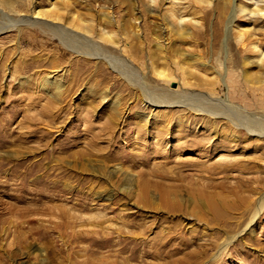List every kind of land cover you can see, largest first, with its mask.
I'll return each mask as SVG.
<instances>
[{"label":"rangeland","instance_id":"374dc122","mask_svg":"<svg viewBox=\"0 0 264 264\" xmlns=\"http://www.w3.org/2000/svg\"><path fill=\"white\" fill-rule=\"evenodd\" d=\"M96 4L0 0V264H264V136L235 119L264 134V0ZM34 11L125 66L17 25Z\"/></svg>","mask_w":264,"mask_h":264},{"label":"bare ground","instance_id":"6f19581e","mask_svg":"<svg viewBox=\"0 0 264 264\" xmlns=\"http://www.w3.org/2000/svg\"><path fill=\"white\" fill-rule=\"evenodd\" d=\"M89 2L90 0H86V2ZM95 3L97 2L98 6L100 7V2L102 0H93ZM8 4H10V6L12 8H14L16 5V2H9ZM96 4V5H97ZM3 7V6H2ZM5 8V7H3ZM6 9V8H5ZM71 9V8H69ZM34 17H30L29 19L28 18H24L22 20H19V21H16L17 22V25L20 24V23H24V25H28L30 26L29 28H38L40 30H46L47 32H50L53 36H55L57 39H59L61 42L69 45V46H73L75 48H79V51H76L77 53H79L80 55L82 54L83 56H86L87 58H90V59H93V60H96L98 62H100L101 60H104L106 61L107 63H114V62H117L119 65L121 66H125V62L123 60H120L119 58H113V57H106L105 55H103L101 52H100V49L96 46V44L90 40V38H88L86 36L87 33H89L90 31V26L87 24H84V23H77L74 21V19H71L70 22H67L65 23L64 25L62 24H59V22L61 21V17L59 16H56V15H50L46 12H40V11H34ZM101 17L104 21V24L106 25H109L111 22H112V18L110 16L109 13H101ZM137 21V18L134 19V22ZM66 25V26H65ZM16 26L15 24L11 27H14ZM75 27V29L81 31L82 34H77V32H75L74 30H72V28ZM135 27H137V25H135ZM9 27H0V31H3L5 29H8ZM19 32H21V28L18 29ZM85 33V34H84ZM177 34V36L179 38H183L187 35V33H180V32H175ZM134 37H138L139 38V34H138V31L134 32L132 34ZM187 37V36H186ZM185 37V38H186ZM155 39V47L158 51H162L163 50V45L161 44V37L160 35H157L154 37ZM102 40L106 41L107 43H109L111 46H112V49L113 50H110V51H117V46L118 44L116 42H110L107 38H103ZM147 43H150V39L147 38L146 39ZM116 49V50H115ZM134 52H139V47H137V45H134L133 48ZM120 53H122V49H119ZM150 55V54H149ZM151 56V55H150ZM118 59V60H117ZM150 59V63L151 64H154V60H153V57L152 59ZM129 68V66H126ZM155 68V67H153ZM125 71V70H124ZM153 71V69H152ZM157 75H160V74H157ZM163 76H165L164 74H161ZM47 76V74H46ZM48 77V76H47ZM47 77H44L43 78V83H42V88L45 87V85H48V86H51L53 87L54 89V96L56 94H58L61 90H62V84H61V81L60 80H57V79H53L52 81H49ZM50 78V77H49ZM69 89V88H68ZM67 91V90H66ZM65 91V92H66ZM144 91V90H143ZM92 94V92H91ZM56 97V96H55ZM190 97V96H189ZM99 98H100V101L103 102V103H107L108 102V96L107 94L105 93H101L99 94ZM184 98V97H183ZM182 98V99H183ZM201 98V96H200ZM208 98V97H207ZM206 98V100H207ZM213 98V97H212ZM195 100V98H193ZM177 101V99H175ZM203 100V99H202ZM176 101H173L170 97V95H167V94H156V95H152V94H146L144 96V102L147 106H149L150 108H159V107H173L176 106L178 104V102ZM179 101V100H178ZM189 101V100H188ZM200 101V100H199ZM193 102V101H192ZM115 103V102H113ZM187 103V102H186ZM223 103V102H222ZM226 103H227V100H226ZM218 104V103H217ZM216 104V105H217ZM221 104V103H219ZM191 105V103H190ZM204 105V104H203ZM226 107H230L228 104H224ZM224 105H221V106H224ZM113 107H115L117 109V107L119 106V104L115 103L112 105ZM193 106V105H192ZM187 109V108H186ZM228 109V108H227ZM94 110V109H93ZM189 111H192V113H195V114H200L201 111H203L202 109H198V107L195 109L194 107H190L188 109ZM218 110V108H217ZM212 111V110H211ZM216 111V110H215ZM223 111V110H222ZM206 112H209V111H206ZM219 112V111H218ZM232 112V111H231ZM208 114V113H206ZM210 114V113H209ZM208 114V115H209ZM203 115V114H202ZM242 115V114H241ZM249 115V114H248ZM212 116V115H211ZM213 117V116H212ZM218 117V116H217ZM244 117V116H243ZM211 118V117H210ZM121 119V112H120V109L116 110V113H115V116H113V118H110L108 119V123H114L116 122L117 120H120ZM237 119L240 123L244 124L248 134H250L251 136H258V137H263L264 134L262 132H258L257 130H254L252 128V124L251 122H247V120L245 119H242V118H235ZM227 121V120H226ZM259 123V122H258ZM260 124V123H259ZM256 125V124H255ZM233 126L234 128H237L239 127L238 124H235L233 123ZM257 127V126H256ZM258 129V127H257ZM219 168V166H218ZM119 171V170H118ZM114 172V170L112 171ZM116 172V171H115ZM111 173V172H110ZM113 175V174H112ZM148 180V179H147ZM125 182V181H124ZM131 183V180L130 179H127L126 178V182L123 186H129ZM142 184V183H141ZM143 189L144 191L147 189V184H143ZM123 188V187H122ZM124 189V188H123ZM237 189V188H236ZM235 189V190H236ZM127 190V189H126ZM246 192V191H245ZM253 192V191H252ZM237 193H238V190H237ZM240 195V194H239ZM263 196V195H262ZM223 198V197H222ZM261 198V197H260ZM224 199V198H223ZM150 200V199H149ZM174 199H172L173 201ZM245 200V199H244ZM171 201V200H170ZM165 202V201H164ZM259 202H260V199H259ZM237 203V202H236ZM248 203V202H247ZM153 204V203H152ZM170 204V203H169ZM264 202L263 200L258 203V207H257V210L253 213V215L251 216L250 218V221L248 223V225L250 223H252L251 221L257 216L258 214V211L261 210L262 206H263ZM145 205V204H144ZM188 205V204H187ZM148 206V204H147ZM155 207V206H154ZM171 209V208H170ZM203 210V209H202ZM207 212V211H206ZM223 212V211H222ZM212 216V215H211ZM231 242V239L227 241L225 245V247ZM223 247V246H222Z\"/></svg>","mask_w":264,"mask_h":264}]
</instances>
